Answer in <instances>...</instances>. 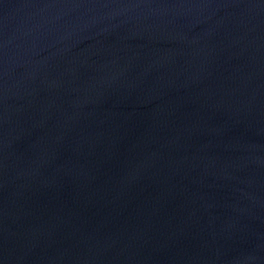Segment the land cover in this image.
<instances>
[{"label": "water", "instance_id": "water-1", "mask_svg": "<svg viewBox=\"0 0 264 264\" xmlns=\"http://www.w3.org/2000/svg\"><path fill=\"white\" fill-rule=\"evenodd\" d=\"M0 264H264V0H0Z\"/></svg>", "mask_w": 264, "mask_h": 264}]
</instances>
